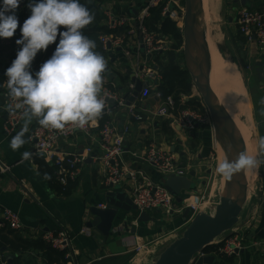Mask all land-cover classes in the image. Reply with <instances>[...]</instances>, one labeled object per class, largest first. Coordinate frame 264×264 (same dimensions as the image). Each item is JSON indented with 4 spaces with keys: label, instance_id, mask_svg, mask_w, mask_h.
Listing matches in <instances>:
<instances>
[{
    "label": "crops",
    "instance_id": "crops-1",
    "mask_svg": "<svg viewBox=\"0 0 264 264\" xmlns=\"http://www.w3.org/2000/svg\"><path fill=\"white\" fill-rule=\"evenodd\" d=\"M141 1L116 0L104 3L100 8L101 11L108 9L117 16H136L135 14L139 13L145 3L143 1L141 4ZM241 2L228 0L230 17H228L227 22L231 28L233 41L237 45L236 50L243 61L245 70H247L249 83L247 86L253 93L251 97L254 105L253 119H255L254 124L260 138L264 137V67H262L264 65V47L256 41L248 43L238 33L235 25V13L240 7H246L253 11H264V0H253L249 3L244 1L245 5L239 6ZM229 19H231V22L228 21ZM117 50L111 49L106 52L107 67L105 72H107L104 81L110 86L107 89L117 97L125 98L129 91L131 79L135 78L134 71L137 67L144 65L145 57L140 51L138 61H135L134 55L130 59H126L123 57L121 49L120 52ZM131 51L134 54L137 52L133 47ZM158 56L162 57L161 53L154 54L148 59L147 63L153 69H157L154 67L153 59ZM114 74L122 77L124 75L128 76L125 88L120 87V82L116 76L114 77ZM139 82L143 84L141 81ZM155 91L152 88L150 96L145 101L140 102L138 97L132 103L137 108V113L143 118L144 114L141 111L143 107L158 105L157 100L154 98ZM193 98L197 97L194 96L192 91L191 96L185 98V101ZM24 111L25 107L23 106L22 114L15 123V131L11 136H8L5 133V127H7L10 111L0 94V207L9 209L19 215L22 230L18 233L22 239L35 240L39 239L44 232L62 230L72 239L73 258L76 264H130L135 245L145 246L158 242L163 235L183 226L184 219L168 217L161 210L148 213V216L155 221L147 224H135L136 221L131 220L133 212L129 214L121 213L122 219L115 222L110 236L105 241L97 239L91 230L86 228V223L92 220L89 211L92 208L104 209L105 193L111 190L124 193L129 197L132 188L130 180L125 179L118 187L105 186L99 166L87 160L72 195L63 197L57 194L50 183L41 175L35 162V154L33 155V152H31L33 147L28 137L37 126H40L35 119L28 125V130L25 133L26 143L15 151L10 148L11 139L24 127ZM246 119L248 125L253 126L251 106L247 109ZM110 121L114 127L119 130L122 129L129 121L126 110L122 108L114 109ZM130 125H132L130 133L125 140L126 150L141 155L145 152L149 143L155 142L160 149L173 156L177 167L186 169L187 177L194 174L192 181L198 183L190 194H199L203 191V185L198 180L200 178L198 165L206 156L209 127H198L194 133L185 134L184 132L177 133V129L173 128V125L176 124L171 119H157L151 123L148 121L140 123L133 120ZM96 141L97 137L94 132L91 136L76 133L66 140L59 141L56 148L60 152L72 154L81 153L85 149H91L94 153H97ZM25 151L31 154L28 159L22 158ZM123 160L129 168L140 169L153 181H160V175L148 166L138 163L129 155H125ZM260 160L264 161V154L260 155ZM3 169H6L5 173L1 172ZM255 170L257 172V169ZM258 172L261 173L259 175L263 178L262 182L264 184V164L259 167ZM251 184L250 178L248 193ZM184 196H187V194ZM252 216L254 219L245 233L246 238L262 242L263 245L257 248L245 249L230 258L220 253L219 255H208V257L214 258L213 264H264V197L261 201L247 199L239 216V221L249 220ZM2 231L7 232L8 229H2ZM232 233L234 232L231 231L230 234ZM225 237H222L219 241H222ZM0 256L4 264H43L40 253L36 251L20 254L2 248L0 249Z\"/></svg>",
    "mask_w": 264,
    "mask_h": 264
},
{
    "label": "built area",
    "instance_id": "built-area-1",
    "mask_svg": "<svg viewBox=\"0 0 264 264\" xmlns=\"http://www.w3.org/2000/svg\"><path fill=\"white\" fill-rule=\"evenodd\" d=\"M237 1L249 3L253 0ZM156 9L161 10L162 18L176 23L178 28L183 22L184 9L182 5H180L179 0H147L136 16H117L112 11L105 9L101 11L103 17L102 24L109 31L125 28L126 37H113L110 35L102 36L100 40L104 51L121 49L123 57L126 59H130L132 55H134L135 61H138L140 59V54H143L145 57L144 65L142 67H137L134 71L135 79L145 84V88L142 89L138 95L139 101H145L150 96L152 88H154L156 90L154 98L157 100L158 105L143 107L141 109L144 114L143 118V116L137 113L135 105H127L129 98L132 97L134 92V83L130 84L127 96L125 98H119L105 87L106 82L103 80L101 96L105 99V109L101 116L110 119L114 109H125L129 121L122 129L119 130L114 127L110 120L100 127L98 118L94 124H89L83 129L66 127L64 130H53L37 126L31 132L28 139L34 149L33 155H43L44 161L55 168L56 175L62 185H65L67 181H77L81 175V170L85 162L90 160L99 166L105 186L118 187L125 179L130 180L132 188L129 199L133 206L137 208V214H148L153 211L161 210L166 216L176 218L182 217L185 210H188V217L185 219V223L187 224L196 214L202 212L199 206L203 202H209V195L206 196L204 192L200 194L188 193L182 200V203L177 204L175 199L164 189L162 182L172 175L177 177L187 176L186 169L177 167L174 163L173 156L160 149L153 141L148 144L147 149L141 155L132 153L125 148V140L129 136L132 126L130 124L133 120L140 123L146 121L151 123L157 119H171L176 124L173 125V128L177 129V133L184 132L185 134H192L198 127L205 126L212 130L211 121L205 109L203 115L197 112L183 111L179 114V117L175 119L173 116V98L167 97L162 99L157 93L156 87L160 83V76L158 70L153 69L147 62L152 55L165 52L168 42L167 39L160 38V36L149 32L144 26V20L149 18L150 13ZM235 25L238 33L242 35L248 43L256 41L260 46L264 47V11H253L246 7H240L235 13ZM107 45H110L109 50L107 49ZM132 47L137 51L135 54L131 51ZM140 51L141 53H139ZM195 90L193 86L192 91L195 92ZM1 95L8 108L11 107L13 109L9 110L7 127H5V133L11 136L15 131V123L22 114L23 105L21 108L15 109V104L19 101L10 98L7 84ZM93 132L97 137V153H94L91 149H85L81 153L72 154L60 152L56 148L59 141L66 140L76 133L91 136ZM125 155H129L138 163L148 166L152 171L161 176L160 181H153L140 169L129 168L123 160ZM5 170L6 169H3L1 172L5 173ZM192 196H195L196 205L187 203L188 200L193 198ZM262 197H264V184L260 186L258 195H254L251 199L261 201ZM216 205L211 204L213 208ZM253 219L254 217L252 216L249 220L239 221L232 230L234 233L228 234L222 241L218 239L214 243V245L221 244L219 249L221 255L230 258L236 256L240 251H244L245 249L257 248L263 245L262 242L248 240L246 238L245 233L249 229ZM2 229L19 232L22 230V224L17 213L0 207V230ZM177 230L178 228L169 232L170 235H173ZM40 239L56 250L65 251L66 264H76L73 258L74 250L72 239L64 231L44 232L40 236ZM143 247L144 246L135 245L133 251L140 253ZM205 256V253L197 254L190 264H196L199 258ZM0 264H4L1 256ZM131 264H134L133 261Z\"/></svg>",
    "mask_w": 264,
    "mask_h": 264
},
{
    "label": "clouds",
    "instance_id": "clouds-1",
    "mask_svg": "<svg viewBox=\"0 0 264 264\" xmlns=\"http://www.w3.org/2000/svg\"><path fill=\"white\" fill-rule=\"evenodd\" d=\"M21 3L23 0H0V39L12 38L20 29V38L15 40L18 51L5 71L8 95L19 101L15 109L25 107L24 127L10 141L14 151L26 143L25 133L33 119L53 130L94 124L105 109L101 92L107 67L104 56L96 51V42L83 33L94 16L80 0H28L30 15L22 25L16 14ZM53 44L51 57L33 72L37 54ZM258 151L264 154V137L259 138ZM30 155L25 151L22 158ZM262 164L264 161L241 153L220 163L216 171L232 177Z\"/></svg>",
    "mask_w": 264,
    "mask_h": 264
},
{
    "label": "water",
    "instance_id": "water-1",
    "mask_svg": "<svg viewBox=\"0 0 264 264\" xmlns=\"http://www.w3.org/2000/svg\"><path fill=\"white\" fill-rule=\"evenodd\" d=\"M142 1L146 2L147 0ZM199 3V0H184L182 29L179 28L183 38V67L189 74L201 104L209 116L214 135L221 132L227 137L222 145L225 148L226 160L231 161L239 154L246 153L245 143L233 120L220 107L217 97L211 89L209 74L201 56L203 32L199 25ZM244 5L245 3L242 1L239 6ZM228 21L231 22V19ZM107 49H110V45H107ZM117 51L120 52V49ZM131 83H134L135 87L132 97L127 103L128 106L138 98L141 90L145 88V84H141L135 78L131 79ZM33 151L34 149L31 150V152ZM40 156L43 157V155ZM192 178H194V174L189 177L172 175L163 181V187L175 199L176 203L180 204L182 195L192 192L198 183L192 181ZM246 198L244 171L242 170L232 177L224 176L219 202L214 209V214L208 215L202 212L196 214L181 236L169 244L152 264H190L194 256L213 246L216 240L223 237V234L234 229L239 222ZM104 202V209L92 208L89 211L92 220L86 223V228L90 229L101 241H105L113 232L115 222L122 219L121 213L133 212L131 220H135L137 224L155 221L146 213L137 214V208L124 193L114 190L106 192ZM188 212L185 210L181 218L185 219ZM213 262V257H204L199 258L196 264H213Z\"/></svg>",
    "mask_w": 264,
    "mask_h": 264
},
{
    "label": "trees",
    "instance_id": "trees-1",
    "mask_svg": "<svg viewBox=\"0 0 264 264\" xmlns=\"http://www.w3.org/2000/svg\"><path fill=\"white\" fill-rule=\"evenodd\" d=\"M26 4L28 0H23ZM116 0H80L81 4L86 6L94 16L93 22L87 26L83 33L88 38L94 40L97 44L96 51L99 52L104 58H107L106 51L103 50L100 38L102 36H113V37H126V29H119L116 31H109L103 24V17L101 13V5L107 2ZM92 2V4H90ZM23 11V12H22ZM17 16L20 24L30 15V11L27 7L17 10ZM144 26L149 32L160 36V38L167 39L168 46L167 50L161 54L162 57L158 56L153 59L155 68L158 70L160 76V83L156 87L157 93L162 99L172 97L174 101V112L173 116L175 119L179 117V114L183 111L197 112L200 115L204 114V108L201 101L198 98L186 100L185 98L190 97L192 93L193 83L189 74L184 70L183 57H182V46L183 38L181 30L177 24L164 19L161 16V10L156 9L150 13V17L144 20ZM63 29H61L62 31ZM20 38V29L18 27L16 34L12 38L0 39V94L3 92L7 78L5 76L6 69L11 65L15 59L18 46L15 40ZM59 42V36L57 42ZM55 44L50 45L46 52H40L33 61L32 71H38L41 64L49 59L55 49ZM107 72V71H106ZM106 72L103 73V77L106 76ZM119 80L120 87L123 89L127 85L128 76H118L114 74V77ZM106 88L110 86L105 83ZM110 119L101 116L98 119L100 127L108 122ZM168 130L167 125H165ZM166 130V129H165ZM167 131V130H166ZM35 162L37 163L41 175L50 183L52 189L57 194L63 197H70L77 186V181H67L65 185L59 182L54 167L46 164L44 159L39 155H35ZM221 245H213L205 249L202 253L208 255H219V249ZM7 248L13 252H19L20 254L36 251L40 253L43 264H66L65 251H60L52 248L50 245L45 243L42 239L35 240H24L21 238L17 231L8 230L7 232L0 231V249Z\"/></svg>",
    "mask_w": 264,
    "mask_h": 264
},
{
    "label": "rangeland",
    "instance_id": "rangeland-1",
    "mask_svg": "<svg viewBox=\"0 0 264 264\" xmlns=\"http://www.w3.org/2000/svg\"><path fill=\"white\" fill-rule=\"evenodd\" d=\"M179 1H180V5H182V7L184 9V0H179ZM199 2H200L199 4H201L200 0H199ZM142 3H143V1H141V4ZM23 7H27V4L24 1H23V3L20 4V7L18 8V10L21 11V9H23ZM228 17H230L228 0H218L217 10H216V13L214 16V28L216 30V35L217 36L220 35L219 36L220 44L218 45L220 58L222 61H225L226 63L233 65V68L235 69L236 76H237V77H235V80L237 81V79H239L238 80L239 83L237 82V85L241 86L242 90L245 89L243 92L245 93L246 101H244L245 104H244L241 112L239 113L238 119L243 124L245 123L244 125L248 127L249 125H248V120L246 119V116H247V109H248V107L251 106V115H252V121H253L252 127L254 129L255 140L257 142V144H256L257 145L256 158L260 159L261 154H259V151H258L259 133H258L256 125L254 124V120H255V119H253L254 118V113H253V106L254 105L251 101V97H252L253 93L251 92V89L250 90L248 89V86H247L249 84L248 80H247V70H245L243 61H242L239 53L236 50L237 45L233 41L231 28L229 27V24L227 22ZM182 23L179 26V28H181V29H182ZM194 96H196L197 98L199 96L196 90L194 92ZM198 99H200V97ZM217 99L219 100V104H220L221 108L223 107L224 110L226 111V108H225L223 101L219 97H217ZM215 149H216V140L214 138V131L209 129L208 147H207L206 152H205L206 156H205V159L198 165L199 169H200V178L198 180L200 181L199 183L203 185V191L201 193L204 192L206 194V196L209 195V198H211L210 201L208 202L209 206L211 208H213V206H211V204H215V203L219 202L218 198H219L220 191L222 189V183H223V178H224L223 175L219 174L215 170L216 166H217V156H216V150ZM258 170H259V168L257 169V172H256V170L250 171V178H251L252 184H251L249 193L247 192L246 201L249 198L250 199L253 198L254 195H258L259 188L263 184V182H262L263 178H261V175H259L261 173H259ZM261 171H262V169H261ZM256 176H257V179H256ZM190 193H192V192H190ZM184 197L185 196H183L182 199H184ZM192 197L194 198L193 200H196L195 196H192ZM194 204L196 205V202ZM194 204H192V205H194ZM213 212H214V210H213ZM211 214L213 215L214 213H211ZM186 227L177 230L173 235H170V233L163 235L158 240V242L151 243L150 245H145L143 247V249H141L143 251L140 250L141 254L140 253L138 254V252L135 251L133 253V256L131 257L130 264L132 263V261L134 264H137V263L138 264H152L158 258L159 254L169 244H171L174 240L178 239L181 236L182 232L184 231V229ZM230 233L231 232L223 234V237L227 236ZM156 249H157V251H156ZM146 251H147V254H146ZM141 259H142L141 262L137 261V260H141Z\"/></svg>",
    "mask_w": 264,
    "mask_h": 264
},
{
    "label": "bare ground",
    "instance_id": "bare-ground-1",
    "mask_svg": "<svg viewBox=\"0 0 264 264\" xmlns=\"http://www.w3.org/2000/svg\"><path fill=\"white\" fill-rule=\"evenodd\" d=\"M200 1H201V4L199 7V13H200L199 14V25L203 32V45H202L201 56H202L203 62L209 74L211 89L213 93L215 94V96L219 97L223 101L228 115L233 120L238 132L243 137V140L245 143L246 154L249 156L256 157L257 142L255 140L254 129L252 126H248V127L245 126L244 125L245 123L243 124L238 119L239 113L241 112L245 104L244 101H246L245 99L246 96H245V93L243 92L245 89L242 90L241 86L237 85V82L239 79H237V81L235 80V77L237 76H236V71L233 68V65L226 63L225 61H222L220 58V53H219V48H218V45L220 44L219 42L220 35L219 34H218L219 36L216 35V30L214 28V16L217 10L218 0H200ZM218 103H219V100H218ZM222 109L224 110L223 107ZM214 138L216 139V149L215 150H216V156H217V166H216V169H217L218 165L226 160V154H225L226 152H225V148L223 147L222 143H224L227 137L223 133L217 132L216 135H214ZM244 174H245V186H246V194H247L249 182H250V171H244ZM183 196L184 195H182V197ZM193 199L194 198L188 200L187 203L194 204L196 200H193ZM210 199L211 198H209V201ZM216 204H218V202L215 203V205ZM199 209L208 215H212L211 213H214L213 212L214 208H211L208 202L202 203L199 206ZM187 217L185 219H187ZM176 218L178 219L181 217H176ZM187 224L184 222L183 226L179 227L178 230L180 228L186 227ZM146 254H147V251H146ZM205 257H208V256H205ZM137 261L141 262L142 259L137 260Z\"/></svg>",
    "mask_w": 264,
    "mask_h": 264
}]
</instances>
